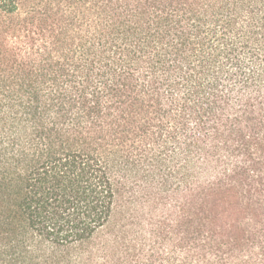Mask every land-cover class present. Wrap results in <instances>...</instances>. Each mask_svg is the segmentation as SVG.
Instances as JSON below:
<instances>
[{
    "label": "trees",
    "instance_id": "16d2710c",
    "mask_svg": "<svg viewBox=\"0 0 264 264\" xmlns=\"http://www.w3.org/2000/svg\"><path fill=\"white\" fill-rule=\"evenodd\" d=\"M0 264H264V0H0Z\"/></svg>",
    "mask_w": 264,
    "mask_h": 264
}]
</instances>
